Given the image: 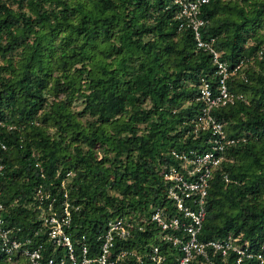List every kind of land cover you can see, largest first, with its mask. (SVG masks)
Wrapping results in <instances>:
<instances>
[{
  "label": "trees",
  "instance_id": "obj_1",
  "mask_svg": "<svg viewBox=\"0 0 264 264\" xmlns=\"http://www.w3.org/2000/svg\"><path fill=\"white\" fill-rule=\"evenodd\" d=\"M201 16L221 60L248 62L228 80L242 99L213 110L236 141L212 172L198 237L231 233L262 261L209 250L190 264H264V0H208ZM180 21L173 0H0V119L12 125L0 128V231L41 246L42 262L54 246L37 197L58 211L64 193L75 246L81 234L95 245L108 220L125 217L142 229L116 248L157 245L164 264L180 254L150 214L170 205L161 169L171 150H206L192 120L203 81L217 83ZM20 250L7 253L0 237V264H28Z\"/></svg>",
  "mask_w": 264,
  "mask_h": 264
},
{
  "label": "built area",
  "instance_id": "obj_2",
  "mask_svg": "<svg viewBox=\"0 0 264 264\" xmlns=\"http://www.w3.org/2000/svg\"><path fill=\"white\" fill-rule=\"evenodd\" d=\"M207 1L173 0L178 7V18L181 20L178 29L189 27L196 47L209 53L216 67L217 83L212 87L208 82L203 81L197 97L201 106L192 120L193 132L206 135L207 148L204 151L171 150L173 163L163 165L161 169L163 179L167 183L166 192L170 205L155 206L150 214V221L161 229L164 241L178 248L180 254L173 264H190L197 255L207 259L209 250L220 252L223 256L232 250L237 255V263L244 258H257L262 261L261 253L251 251L247 242L237 243L240 240L239 236L235 237L229 233L225 237L206 241H201L198 237L206 217V197L212 172L220 168L222 162L227 159L226 147L236 141L234 137L227 135L223 123L214 117L213 110L242 99L240 93L229 90L228 80L231 77H239V74L243 75L241 71L248 62V59L245 62L239 60L230 65L227 61L220 59L213 45V38L208 40L202 38L201 28L206 20L202 18L201 11ZM261 55L262 50L258 52V56ZM1 127L11 129L12 125H5L0 119ZM0 149H6V145L1 140ZM3 169L0 155V175L3 174ZM224 179L228 180L226 174ZM64 196L58 211L54 206L55 200L44 207L43 203L49 197H37L39 203L36 206L41 209L39 217L54 246L52 256L43 258L42 262L41 246L33 249L22 248L24 242H29L28 239L22 242L10 237L11 229L8 228L0 231L2 248L11 254L21 248L20 252L27 258L28 264H164L165 255L157 245L148 248L146 252L137 247H115L116 240L128 239L135 227L142 229L138 223H134L132 218L110 219L104 228L96 233L95 245L90 247L86 235L81 234L78 245L75 246L70 232L72 205L65 193ZM1 209L2 204H0V211Z\"/></svg>",
  "mask_w": 264,
  "mask_h": 264
},
{
  "label": "rangeland",
  "instance_id": "obj_3",
  "mask_svg": "<svg viewBox=\"0 0 264 264\" xmlns=\"http://www.w3.org/2000/svg\"><path fill=\"white\" fill-rule=\"evenodd\" d=\"M80 107H81V106L77 105V106H76V109H79Z\"/></svg>",
  "mask_w": 264,
  "mask_h": 264
}]
</instances>
